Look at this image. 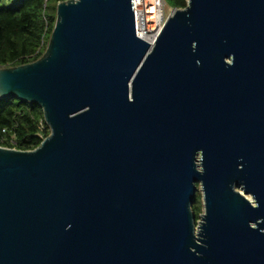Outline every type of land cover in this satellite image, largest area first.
<instances>
[{
  "label": "water",
  "instance_id": "95a60500",
  "mask_svg": "<svg viewBox=\"0 0 264 264\" xmlns=\"http://www.w3.org/2000/svg\"><path fill=\"white\" fill-rule=\"evenodd\" d=\"M11 97L50 133L0 147V264H264V0H186L151 48L133 0L59 2Z\"/></svg>",
  "mask_w": 264,
  "mask_h": 264
},
{
  "label": "trees",
  "instance_id": "16d2710c",
  "mask_svg": "<svg viewBox=\"0 0 264 264\" xmlns=\"http://www.w3.org/2000/svg\"><path fill=\"white\" fill-rule=\"evenodd\" d=\"M66 0H16L0 6V67L31 63L46 48L55 22L56 5ZM173 9L186 0H169ZM39 105L16 97L0 98V147L21 151L35 149L49 135ZM201 195L196 192L192 210L199 219Z\"/></svg>",
  "mask_w": 264,
  "mask_h": 264
},
{
  "label": "built area",
  "instance_id": "2783aa9c",
  "mask_svg": "<svg viewBox=\"0 0 264 264\" xmlns=\"http://www.w3.org/2000/svg\"><path fill=\"white\" fill-rule=\"evenodd\" d=\"M165 0H133L135 35L147 42L151 48L167 17Z\"/></svg>",
  "mask_w": 264,
  "mask_h": 264
},
{
  "label": "rangeland",
  "instance_id": "374dc122",
  "mask_svg": "<svg viewBox=\"0 0 264 264\" xmlns=\"http://www.w3.org/2000/svg\"><path fill=\"white\" fill-rule=\"evenodd\" d=\"M16 0H0V6L1 5H9V4H14ZM164 9H165V12L167 14H170L172 11H173V7L171 6L170 4V1L169 0H165V5H164ZM239 190V189H237ZM240 191V190H239ZM241 192V191H240ZM200 193V192H199ZM242 193V192H241ZM248 200H251L250 196L249 195H246L245 196ZM203 213V207L201 209V212L200 214ZM199 214V215H200ZM199 220V219H198Z\"/></svg>",
  "mask_w": 264,
  "mask_h": 264
}]
</instances>
